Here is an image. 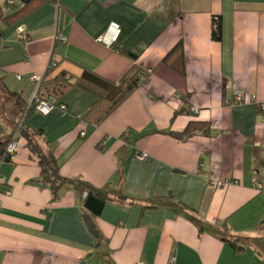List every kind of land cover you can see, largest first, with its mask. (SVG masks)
I'll list each match as a JSON object with an SVG mask.
<instances>
[{"label":"crops","instance_id":"1","mask_svg":"<svg viewBox=\"0 0 264 264\" xmlns=\"http://www.w3.org/2000/svg\"><path fill=\"white\" fill-rule=\"evenodd\" d=\"M113 22L117 42L97 43ZM4 26L3 84L25 105L30 77L49 68L47 79L87 69L117 83L133 66L147 77L98 124L80 119L95 98L78 88L56 99L64 112L22 120L61 177L108 190L98 216L74 185L54 199L27 139L7 129L17 147L0 163V264H264V0H59Z\"/></svg>","mask_w":264,"mask_h":264},{"label":"trees","instance_id":"2","mask_svg":"<svg viewBox=\"0 0 264 264\" xmlns=\"http://www.w3.org/2000/svg\"><path fill=\"white\" fill-rule=\"evenodd\" d=\"M57 1L59 0H2L0 4V23L8 25L42 4ZM15 2L20 3L19 8L12 7L16 6ZM8 12L11 13L7 14ZM211 26V40L219 42L221 40L220 18H213ZM171 54L172 53L168 56ZM126 55L132 60H136L134 55H131L130 53H126ZM168 56L165 60L168 59ZM180 62L182 64L183 60L181 59ZM51 65L52 68L56 67L55 63H51ZM50 71L51 68H49L45 76L40 79L35 93L36 98L43 101L50 100L56 104V99H60L70 89H81L91 94L95 98V103L89 112H87V115L80 119L83 120L84 118H87L88 115L95 113L94 115L96 118L95 120H92L93 124H98L106 118L135 89H137L147 77V72H143L136 66H133L117 83L107 81L87 69H82L81 75L77 78H72L67 73L61 71L54 78L47 79ZM0 95L5 97L4 100L2 99V101L5 102L3 103L5 105L1 104L2 106L0 108V163L10 160V158L5 155V149L11 142V139L15 141V137L12 138L11 134L16 133L23 135L27 139L32 153L38 159V165L41 171L40 182L49 186L53 198H57L59 189L62 186L67 184L74 185L79 197L82 199L83 207L88 215L91 217L98 216L107 201L108 190L106 188L102 190L94 189L84 183L70 181L61 177L59 174V166L55 161L52 152L43 153L40 148L33 143L31 136L22 130V120L29 116L30 113L34 112L32 106L29 107V105H25V102L18 93L8 91L2 80H0ZM203 127V129H205L203 133H206L207 126ZM7 129L11 131L10 135H5ZM168 134L181 139L191 134V127H187L182 133L175 134L169 132ZM84 193H86L85 197H83ZM87 222L90 224L88 220ZM223 239L225 240V238ZM229 243L235 252L239 251L231 240Z\"/></svg>","mask_w":264,"mask_h":264},{"label":"built area","instance_id":"3","mask_svg":"<svg viewBox=\"0 0 264 264\" xmlns=\"http://www.w3.org/2000/svg\"><path fill=\"white\" fill-rule=\"evenodd\" d=\"M120 33H121V29H120V26L117 24V23H110L106 30L101 34L99 35L97 38H96V42L97 43H100V44H104L106 46H112L113 44H115L120 36ZM18 39L19 40H26V35L23 33V32H20L19 35H18ZM59 40L61 42H64L65 39L64 37H59ZM18 79H20V76L17 77ZM40 79L38 76H31L30 77V80L32 82H35V83H39L40 82ZM175 98L176 99H180L179 95H175ZM254 98L252 97V100ZM242 100V96L240 93H236L235 94V102L239 103L241 102ZM32 106L33 110L35 113H38L40 115H43V116H46L48 115L49 113H51L54 109H58L59 111L61 112H64L66 110V106L63 105V104H59L56 106V104L53 102V101H43V100H39L36 98L35 94L33 95L31 101H30V104H29V107ZM259 108L261 110H264V104H261L259 105ZM193 113H196V110H193L192 111ZM81 136H84V133H81ZM104 145V143H103ZM16 147H17V144L15 141H13L11 139V142L7 145L6 149H5V155L8 157V158H12L13 155L15 154L16 152ZM137 159L139 160H143L144 159V155H139L137 156ZM2 183V181L0 180V184ZM236 182L235 181H226V182H223V181H211V185L216 187V188H220V187H224L226 185H235ZM253 185H254V188L257 189V190H261V187L260 185H258L256 182H253ZM5 195H9V192L8 191H5L4 192ZM86 196V193L83 194V197ZM0 204H1V200H0ZM175 262V258L174 257H170L169 258V263L168 264H174Z\"/></svg>","mask_w":264,"mask_h":264},{"label":"rangeland","instance_id":"4","mask_svg":"<svg viewBox=\"0 0 264 264\" xmlns=\"http://www.w3.org/2000/svg\"><path fill=\"white\" fill-rule=\"evenodd\" d=\"M1 1L2 0H0V4H1ZM15 5H16L15 7L14 6H12V7L13 8H19L20 7V3L19 2H15ZM4 29H5L4 24L3 23H0V32L2 30H4ZM1 42H4L5 46H9L11 48L15 47L13 45V39L12 40L11 39H7L6 41H1ZM5 59H7V57H3L2 52H0V62L4 61ZM9 76H10V73L8 71H3L0 68V80L4 81L5 79H10ZM12 82L14 84L19 83L15 78H13ZM4 98L5 97L3 95H0V103L1 104L5 103L4 101H2V99L4 100ZM3 105H5V104H3ZM6 108H7V106H6Z\"/></svg>","mask_w":264,"mask_h":264},{"label":"bare ground","instance_id":"5","mask_svg":"<svg viewBox=\"0 0 264 264\" xmlns=\"http://www.w3.org/2000/svg\"><path fill=\"white\" fill-rule=\"evenodd\" d=\"M57 41H58V42H61V41L59 40V37L57 38Z\"/></svg>","mask_w":264,"mask_h":264}]
</instances>
